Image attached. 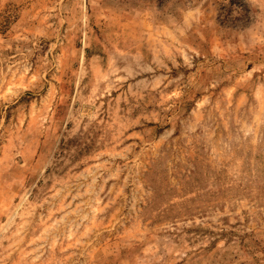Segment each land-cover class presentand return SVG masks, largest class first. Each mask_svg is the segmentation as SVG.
<instances>
[{
	"label": "rangeland",
	"instance_id": "rangeland-1",
	"mask_svg": "<svg viewBox=\"0 0 264 264\" xmlns=\"http://www.w3.org/2000/svg\"><path fill=\"white\" fill-rule=\"evenodd\" d=\"M0 264H264V0H0Z\"/></svg>",
	"mask_w": 264,
	"mask_h": 264
},
{
	"label": "trees",
	"instance_id": "trees-1",
	"mask_svg": "<svg viewBox=\"0 0 264 264\" xmlns=\"http://www.w3.org/2000/svg\"><path fill=\"white\" fill-rule=\"evenodd\" d=\"M160 2H168L169 0H159Z\"/></svg>",
	"mask_w": 264,
	"mask_h": 264
}]
</instances>
